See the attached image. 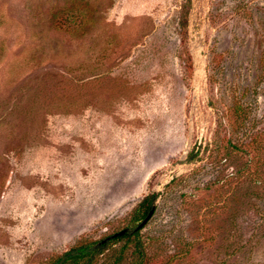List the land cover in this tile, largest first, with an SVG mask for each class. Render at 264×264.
Instances as JSON below:
<instances>
[{"label":"rangeland","instance_id":"rangeland-1","mask_svg":"<svg viewBox=\"0 0 264 264\" xmlns=\"http://www.w3.org/2000/svg\"><path fill=\"white\" fill-rule=\"evenodd\" d=\"M107 238L264 264V0H0V264Z\"/></svg>","mask_w":264,"mask_h":264},{"label":"trees","instance_id":"trees-1","mask_svg":"<svg viewBox=\"0 0 264 264\" xmlns=\"http://www.w3.org/2000/svg\"><path fill=\"white\" fill-rule=\"evenodd\" d=\"M154 198L155 195H152L151 197H147L143 200L141 203V214L138 219L142 220L148 215L149 211L152 209L151 204H153ZM126 235V232H124L123 235L119 236V238H122L123 236L125 237ZM133 235H137V233ZM107 241L108 239L95 244L79 243L56 258L50 264H93L94 256L103 250Z\"/></svg>","mask_w":264,"mask_h":264},{"label":"water","instance_id":"water-1","mask_svg":"<svg viewBox=\"0 0 264 264\" xmlns=\"http://www.w3.org/2000/svg\"><path fill=\"white\" fill-rule=\"evenodd\" d=\"M166 185H163L162 187V191L163 189L165 188ZM154 212V207L149 211L148 215L144 218V220L142 221V223L138 226V228H142L143 225L146 224V222L151 218L152 214ZM125 231H121L120 233H118V235H123ZM114 236H117V235H114Z\"/></svg>","mask_w":264,"mask_h":264},{"label":"flooded vegetation","instance_id":"flooded-vegetation-1","mask_svg":"<svg viewBox=\"0 0 264 264\" xmlns=\"http://www.w3.org/2000/svg\"><path fill=\"white\" fill-rule=\"evenodd\" d=\"M108 239V238H107Z\"/></svg>","mask_w":264,"mask_h":264}]
</instances>
